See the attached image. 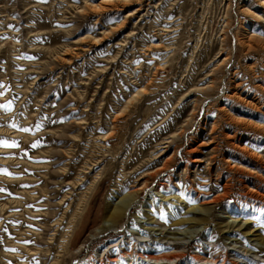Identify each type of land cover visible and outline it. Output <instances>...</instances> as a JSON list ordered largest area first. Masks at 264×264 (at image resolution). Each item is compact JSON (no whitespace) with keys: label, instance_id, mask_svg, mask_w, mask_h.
Masks as SVG:
<instances>
[{"label":"rangeland","instance_id":"rangeland-1","mask_svg":"<svg viewBox=\"0 0 264 264\" xmlns=\"http://www.w3.org/2000/svg\"><path fill=\"white\" fill-rule=\"evenodd\" d=\"M3 140L0 264H264V0H0Z\"/></svg>","mask_w":264,"mask_h":264},{"label":"bare ground","instance_id":"bare-ground-1","mask_svg":"<svg viewBox=\"0 0 264 264\" xmlns=\"http://www.w3.org/2000/svg\"><path fill=\"white\" fill-rule=\"evenodd\" d=\"M196 162H197V160H196ZM113 198L114 197L112 196L111 199H113ZM117 204H120V206H121V214H124L125 217H127L128 215H130L129 211L135 205L138 204V201H133V199H131V198L128 197V198H125V199H121ZM106 225L109 226V222L106 223ZM180 233H184V232H180L179 231V232H177V235H180ZM172 238L175 239V236L172 237ZM179 258H180V256H178V257L177 256L176 257H173L171 255H169V256H161V257H157V259L156 258H150L149 259L150 261L149 260H146L145 263H147V264H179ZM139 259L142 260V256L139 255ZM141 262H140V264H141ZM185 264H187V263H185ZM203 264H213V263H207V262H205Z\"/></svg>","mask_w":264,"mask_h":264},{"label":"snow or ice","instance_id":"snow-or-ice-1","mask_svg":"<svg viewBox=\"0 0 264 264\" xmlns=\"http://www.w3.org/2000/svg\"><path fill=\"white\" fill-rule=\"evenodd\" d=\"M93 2H96V0H93ZM7 108H11V105L6 106ZM13 127H16V125H12ZM22 131L28 132L29 129H21ZM0 144H2L5 147H10V148H16L19 147V144L17 142H9L7 140L0 141ZM35 146V145H33ZM163 251V249H161Z\"/></svg>","mask_w":264,"mask_h":264}]
</instances>
